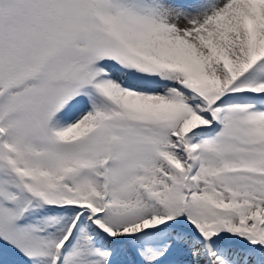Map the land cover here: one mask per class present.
I'll list each match as a JSON object with an SVG mask.
<instances>
[{
    "label": "snow or ice",
    "instance_id": "obj_1",
    "mask_svg": "<svg viewBox=\"0 0 264 264\" xmlns=\"http://www.w3.org/2000/svg\"><path fill=\"white\" fill-rule=\"evenodd\" d=\"M0 264H264V0H0Z\"/></svg>",
    "mask_w": 264,
    "mask_h": 264
}]
</instances>
